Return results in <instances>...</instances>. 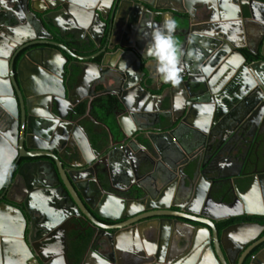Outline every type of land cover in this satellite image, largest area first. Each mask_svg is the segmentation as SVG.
I'll return each instance as SVG.
<instances>
[{
	"label": "water",
	"instance_id": "obj_1",
	"mask_svg": "<svg viewBox=\"0 0 264 264\" xmlns=\"http://www.w3.org/2000/svg\"><path fill=\"white\" fill-rule=\"evenodd\" d=\"M32 1L27 0V3L31 4V14L37 24L28 25L30 28L24 31L23 24H16L15 9L10 7L16 0H0V103L6 108L9 106L2 104L1 100H11L13 110L15 107L12 116L14 127L20 128V140H24V145L30 149L43 150V154L51 156L57 164L68 163L71 157L80 158L83 143L77 138L74 127L84 126L73 119L74 112L70 110L77 102L75 97L79 84L91 88L97 83L103 87L114 86L112 92L117 109L111 113L109 120L104 117L101 123L108 128L114 143L127 141L129 150L134 149V142L129 145L133 139L141 136L139 133L133 137L136 130L147 131L146 137L141 136L146 140L145 150L160 151L163 148L161 140L170 144L169 140L172 142L177 129L183 124H190L195 129L192 138L195 143L185 144L178 139V146L171 154L173 165L167 164L159 177H153L150 188L137 182L133 192L129 189L123 197L113 196L122 209L145 203L146 206L150 203L151 208H157L159 204L168 208L170 198L179 199L181 203L176 205L179 211L173 216H202L204 219L196 220L205 224L206 229L204 235L198 234L195 239L205 240L203 244L207 245L213 257L224 263L229 254L221 239L230 226L219 232L216 227L218 222L234 217L241 219L245 215L264 218V154L258 152V149L264 151V127L252 129L251 136L257 139V150L253 159L247 156L243 160L234 178L232 175L222 176L218 164H214L215 157L232 138L227 136L228 140L221 141V127H228L233 122L240 124L243 119L248 122L251 118L248 120L246 116L259 104L264 110V0H127L126 5L118 0H56L54 3L53 0H43L49 4L48 8L53 9V16L49 13L37 16ZM68 11L77 19V25L71 23ZM54 15L64 17L63 20L70 23L74 31L79 27L86 28L91 37L90 29L94 22L101 25L100 33L108 23L114 34L118 26L122 28L123 19L128 17L130 25L127 28L134 34V41L139 40L144 45L154 28L163 23L164 17H172L176 21L174 38L183 49L177 78L162 80L153 58L134 44L128 45V49L119 48L110 60L104 55L99 61L90 63L97 72L86 78L84 64L69 62L61 50L75 58H84L51 40L52 34L46 29L48 24L61 28ZM139 18L144 19V27L142 31L137 29L140 34L136 36L134 26ZM255 19L258 20L259 31L255 33L259 39L252 53L257 54L261 45V58L249 61L234 49L246 46L236 41L240 38L247 40V35L252 32L250 25ZM28 40H32L29 45L36 47L25 50L18 58L19 50H24L28 44L15 49V43L19 45ZM194 49L199 50L198 59L192 58ZM234 53H237L238 59ZM129 64L135 65L136 75L127 73ZM82 96L87 95L84 93ZM151 106L157 112H153ZM236 109L243 112L239 122H236L234 114ZM57 127L61 128L57 135H46L47 131L56 132ZM36 128H41L38 133ZM32 130L37 134L36 141L39 143L36 146L29 145ZM87 139L84 143L88 145ZM103 139V136H97V140ZM96 143L99 144L98 141ZM233 143L231 150L242 153V144ZM116 149H112L110 155L118 160L122 158L119 152L122 149ZM51 150L55 152L51 153ZM5 158L3 156L2 160ZM144 161L153 165L149 155ZM142 162L137 165V172ZM175 166L179 170L178 181H173ZM7 172L6 160L0 172V186ZM223 178H226L227 184L221 182ZM218 202L223 203L224 211L216 212ZM248 202L255 205L254 211H249ZM242 204L244 210H232ZM146 208L149 209L148 206ZM233 228L232 239L247 243L258 238L256 245L264 241V223L239 221ZM17 234L21 235V232L0 233V242L4 241L8 250L15 254V243L20 241L15 238ZM236 246H233L234 250ZM98 247L102 249L103 244H98ZM97 255L105 258L103 254ZM32 259V264H48L37 253ZM110 263L114 264L112 260ZM250 264H264V248L251 258Z\"/></svg>",
	"mask_w": 264,
	"mask_h": 264
},
{
	"label": "flooded vegetation",
	"instance_id": "obj_2",
	"mask_svg": "<svg viewBox=\"0 0 264 264\" xmlns=\"http://www.w3.org/2000/svg\"><path fill=\"white\" fill-rule=\"evenodd\" d=\"M118 1L127 4V0ZM54 2L56 0L52 1ZM29 5L31 6L27 0H16V3L10 4L16 12V24H23L24 31H28L27 28H30L28 25L37 24ZM32 5L37 16L48 13L52 15L53 9L48 8L49 4L43 0H33ZM71 11L66 13L71 16V23L77 25L75 22L77 19ZM53 18L61 28H56L52 23L48 24L49 28L44 25L52 34L51 40L63 44L73 54L84 58H75L61 50L69 62L84 64L86 78L94 76L97 72L90 63L99 61L104 55L108 60L112 59L119 48L128 49V45L134 44V47L139 46L141 52L147 54L148 43L144 45L139 40L134 41V34H131L127 28L130 25L128 17L123 19L122 28L118 26L114 34L113 28L109 29L108 23L105 30L100 33L101 25L94 22L90 29L93 37L83 27L74 31L70 23L64 21L61 15H54ZM108 20L109 16L106 22ZM258 26V20H253L250 25L252 32L247 35V40L242 41L240 38L236 41L237 44L246 46H239L234 50L240 51L249 61L261 58L259 53L261 45L257 54L252 53L259 39L255 33L259 31ZM134 27L138 36L140 34L138 30L142 31L144 27V19L139 18ZM31 42L32 40H28L19 45L18 42L15 43V49L28 44L24 50H19L18 58L25 50L36 47L29 45ZM233 55L238 59L237 53ZM127 73L130 76L136 75L135 65L129 64ZM104 87L99 83L94 84L92 88L82 84L77 86L75 97L77 102L70 110L74 112L73 119L84 126L74 127L77 138L83 143V155L80 158L71 157L68 163L57 164L51 156L43 154V150L26 147L24 140H20V128L14 127L12 113L15 107L13 110L11 100H1L2 104L5 103L9 107L5 108L0 103V172L4 169L6 160L8 168L7 176L0 186V233L21 232V235L13 236L20 240L15 243L16 254L8 250L4 241L0 242V264H32L33 254L36 253L48 264H112L110 260L114 264L116 262L119 264H250L251 258L264 248V241L256 245L258 238L247 243L232 239L234 234L232 229L239 221L264 223V218L260 216L245 215L241 219L234 217L218 222L216 227L219 232L230 226L221 239L229 254V259L222 263L216 260L207 245L203 244L205 240L195 239L198 234L204 235L206 229L205 224L196 220L202 219V216L190 214H186L187 218L173 216L179 211L176 205L181 203L179 199L175 200L174 196L170 198L168 208L163 204L151 208L149 203L147 209L145 203L122 209L114 196L123 197L125 191L129 189L133 192L135 189L133 186L137 182L150 188L153 177H159L167 164L173 165L171 154L174 149L171 150L170 156L161 153L162 149L145 150L146 140L141 138V136L146 137L145 130L143 132L136 130L133 134L134 137L141 133V136H136L129 144L133 145L134 142L133 150L127 149V141L114 143L108 128L101 123L104 117L109 120L111 113L117 109L115 95L112 92L114 86ZM84 93L87 96L83 97ZM151 110L157 112L154 106H151ZM262 110L259 104L246 116L248 120L251 118L250 124L249 121L241 119L240 124L233 122L228 127H221L219 136L221 141L228 140L227 136H232L215 157L214 164H218L222 176L236 175L247 156L254 158L257 139L251 136L252 129L264 127V110ZM242 113L236 109L234 112L236 122L243 117ZM91 121L95 123L92 124ZM39 129L41 128H36L35 131L38 133ZM55 129L56 132L47 131L46 135H57L61 128ZM30 132L32 139L29 140V145H38L36 132L33 130ZM97 136H103L104 139L99 141ZM85 138H88V145L84 143ZM172 139L175 140L174 137ZM174 140L172 143L169 140V145L175 148L178 144L173 143ZM232 141L242 144V153L231 150L235 144ZM194 143L192 142V145ZM116 148L122 149L119 151L122 158L118 160L110 155V151L117 150ZM54 152L51 150V153ZM258 152L264 154L261 149H258ZM147 155L153 162L152 166L145 161L142 162ZM3 156L6 157L5 162L2 160ZM234 159L238 161L236 166L233 164ZM140 162L142 166H139L137 172V165ZM174 171L173 181H178L177 166ZM226 181V178L221 179L223 184H227ZM200 182L203 183V180L201 179ZM164 202L166 203V200ZM247 206L249 211L255 210V205L248 202ZM224 208L225 206L220 202L215 206L216 212H222ZM232 210L242 211L244 205L239 207L236 205ZM143 216L146 218L142 219ZM116 233L119 234L115 239ZM101 243L102 249L98 247ZM235 245L237 246L234 250ZM97 254H103L105 258ZM18 255L19 258H16Z\"/></svg>",
	"mask_w": 264,
	"mask_h": 264
},
{
	"label": "clouds",
	"instance_id": "obj_3",
	"mask_svg": "<svg viewBox=\"0 0 264 264\" xmlns=\"http://www.w3.org/2000/svg\"><path fill=\"white\" fill-rule=\"evenodd\" d=\"M176 21L165 16L163 23L156 26L148 39L147 55L153 58L162 80L172 81L177 78L180 71V57L183 49L177 45L174 38ZM192 58H199V50L194 49Z\"/></svg>",
	"mask_w": 264,
	"mask_h": 264
},
{
	"label": "crops",
	"instance_id": "obj_4",
	"mask_svg": "<svg viewBox=\"0 0 264 264\" xmlns=\"http://www.w3.org/2000/svg\"><path fill=\"white\" fill-rule=\"evenodd\" d=\"M193 132H194V127L193 126H191L190 124H183L181 126V128L178 129V131H176V134L174 136L175 140L173 139L174 140L173 143L178 144L176 138H179L180 141L184 142L185 144H192V142H193V140H192ZM169 143H170V141H169ZM160 144H162L161 147H163L162 148L163 154L167 155V156L168 155L170 156V154H171L170 152H171L172 149H174V147L172 145H169V144L165 143V140H161ZM233 164L235 166L238 164L237 159L233 160Z\"/></svg>",
	"mask_w": 264,
	"mask_h": 264
}]
</instances>
